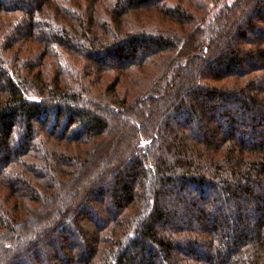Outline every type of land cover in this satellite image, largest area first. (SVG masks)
<instances>
[{"label":"trees","instance_id":"1","mask_svg":"<svg viewBox=\"0 0 264 264\" xmlns=\"http://www.w3.org/2000/svg\"><path fill=\"white\" fill-rule=\"evenodd\" d=\"M207 1L0 0V264H264V0Z\"/></svg>","mask_w":264,"mask_h":264},{"label":"rangeland","instance_id":"2","mask_svg":"<svg viewBox=\"0 0 264 264\" xmlns=\"http://www.w3.org/2000/svg\"><path fill=\"white\" fill-rule=\"evenodd\" d=\"M234 1L235 0H208L207 7H203L206 8L205 23L211 24L213 20L218 16V14L222 11L223 7L227 4H231Z\"/></svg>","mask_w":264,"mask_h":264}]
</instances>
